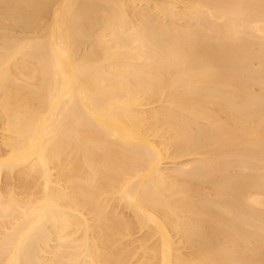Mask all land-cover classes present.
I'll use <instances>...</instances> for the list:
<instances>
[{
    "label": "bare ground",
    "instance_id": "obj_1",
    "mask_svg": "<svg viewBox=\"0 0 264 264\" xmlns=\"http://www.w3.org/2000/svg\"><path fill=\"white\" fill-rule=\"evenodd\" d=\"M0 264H264V0H0Z\"/></svg>",
    "mask_w": 264,
    "mask_h": 264
}]
</instances>
